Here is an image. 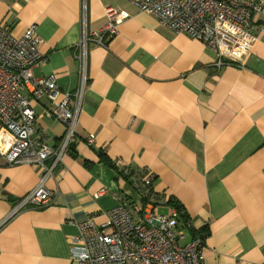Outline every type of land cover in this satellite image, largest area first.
I'll list each match as a JSON object with an SVG mask.
<instances>
[{
    "label": "crops",
    "instance_id": "0c3cea01",
    "mask_svg": "<svg viewBox=\"0 0 264 264\" xmlns=\"http://www.w3.org/2000/svg\"><path fill=\"white\" fill-rule=\"evenodd\" d=\"M81 4L0 0V24L15 37L34 27L45 60L33 77L54 75L63 92L78 83ZM109 7L129 17L106 46L88 42L73 142L45 181L50 203L8 218L41 170L0 158V264H72L69 238L80 223L100 226L124 202L167 213L170 201L183 206L187 227L206 233L204 264H264V31L243 67L217 72L200 41L127 0H86L87 32L105 28ZM262 20L264 13L253 25ZM32 106L47 145L57 147L65 125L42 116L45 102ZM124 169L128 178L117 175ZM140 171L152 177L149 199L136 187Z\"/></svg>",
    "mask_w": 264,
    "mask_h": 264
},
{
    "label": "built area",
    "instance_id": "2783aa9c",
    "mask_svg": "<svg viewBox=\"0 0 264 264\" xmlns=\"http://www.w3.org/2000/svg\"><path fill=\"white\" fill-rule=\"evenodd\" d=\"M140 12L154 15L162 26L200 41L215 55L214 67H243L264 31L254 19L264 13V0H127ZM82 35L75 46L79 66L78 83L73 92H63L54 75L34 78L33 70L44 62L37 49L39 39L34 27L20 37L0 24V158L10 166L40 168L37 186L18 203L11 217L25 206L40 208L52 200L45 181L66 155L75 135V125L87 88V45L106 44L118 33L129 16L106 8L108 23L98 32L86 31V0H81ZM45 102L42 116L61 122L65 132L57 145L46 143V130L36 126L32 103ZM93 138H88L90 146ZM128 169L121 176H128ZM136 186L143 198H150L152 177L137 173ZM127 177V178H128ZM100 226L87 219L78 226V234L69 238L72 264H204L203 239L186 241L174 209L160 214L150 209L129 208L126 202L107 211Z\"/></svg>",
    "mask_w": 264,
    "mask_h": 264
},
{
    "label": "trees",
    "instance_id": "16d2710c",
    "mask_svg": "<svg viewBox=\"0 0 264 264\" xmlns=\"http://www.w3.org/2000/svg\"><path fill=\"white\" fill-rule=\"evenodd\" d=\"M104 162L108 163L105 159H103ZM117 175H122V172H117ZM130 176V175H129ZM124 178H127L128 176H122ZM170 205L174 208L176 213L178 214V222L181 229H185L191 239H203L206 237V233H204V230H194L192 227H187L189 218L187 217L185 210L183 206H181L177 201H170ZM189 228V229H188Z\"/></svg>",
    "mask_w": 264,
    "mask_h": 264
},
{
    "label": "rangeland",
    "instance_id": "374dc122",
    "mask_svg": "<svg viewBox=\"0 0 264 264\" xmlns=\"http://www.w3.org/2000/svg\"><path fill=\"white\" fill-rule=\"evenodd\" d=\"M163 213H165V212H164V211H161V212H160V214H163Z\"/></svg>",
    "mask_w": 264,
    "mask_h": 264
}]
</instances>
